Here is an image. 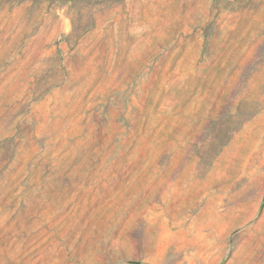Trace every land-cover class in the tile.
Segmentation results:
<instances>
[{
	"label": "rangeland",
	"instance_id": "obj_1",
	"mask_svg": "<svg viewBox=\"0 0 264 264\" xmlns=\"http://www.w3.org/2000/svg\"><path fill=\"white\" fill-rule=\"evenodd\" d=\"M0 264H264V0H0Z\"/></svg>",
	"mask_w": 264,
	"mask_h": 264
}]
</instances>
